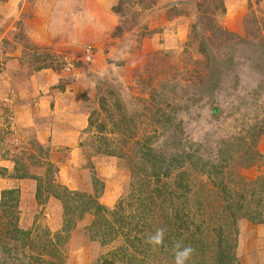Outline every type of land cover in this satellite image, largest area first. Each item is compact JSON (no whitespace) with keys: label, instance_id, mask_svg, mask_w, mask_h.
Here are the masks:
<instances>
[{"label":"rangeland","instance_id":"1","mask_svg":"<svg viewBox=\"0 0 264 264\" xmlns=\"http://www.w3.org/2000/svg\"><path fill=\"white\" fill-rule=\"evenodd\" d=\"M119 1H58L60 13L37 23L35 6L44 8L53 0H22L11 41L0 39V151L5 153L0 154V173L7 156L42 178L39 202L32 179L33 187L23 185L27 190L18 205L0 208V259L6 258L5 242L17 248L11 252L16 262L26 261L25 253L37 258L29 259L32 264H173L171 248L175 241L186 245V235L167 229L168 239L156 251L145 243L167 226L174 208L165 191L173 190L177 178L172 171L159 183L161 191H154L157 183L140 157L148 142L155 154L192 151L215 165L213 180H222L233 190L234 202L244 204L243 212L236 210L235 234L223 218L228 214L219 187L185 165L191 192L175 204L188 205L192 217L200 207L193 220L204 222V246L193 247L189 264H215L211 258L220 231L230 243L235 237L236 264H264V0H123L116 13L112 8ZM220 1L223 12L221 5L214 8ZM29 31L49 35L53 43L38 46ZM20 65L23 76L9 72H18ZM47 65L65 76L56 86L80 82L78 106L94 121L82 132L80 154L68 162L61 182L52 171L48 174V156L59 171L55 160L64 161L66 154L52 157L47 147H38L31 128L16 127L9 106L31 81L28 74ZM95 177L103 182L98 195ZM52 180L54 185L68 182L64 186L82 195L64 210L58 199L50 201L60 189L50 186ZM94 198L117 214H96ZM250 213L263 222L251 221ZM120 214L132 222L121 224L123 230L113 220ZM136 224L139 230L132 228ZM218 224L223 230L214 229ZM15 226L29 232L17 246Z\"/></svg>","mask_w":264,"mask_h":264},{"label":"trees","instance_id":"2","mask_svg":"<svg viewBox=\"0 0 264 264\" xmlns=\"http://www.w3.org/2000/svg\"><path fill=\"white\" fill-rule=\"evenodd\" d=\"M59 1V0H58ZM122 2L123 0H120L117 5H115L112 9L116 13H121L122 9ZM222 1H220L219 5L215 6L214 8L219 9L220 6V11L223 10L222 6ZM58 4V3H57ZM223 12V11H222ZM264 47V46H263ZM49 55V54H48ZM42 68H51L53 67L51 65L43 66ZM103 106V105H102ZM104 107V106H103ZM94 125V121L91 118V115L88 116V125L87 127H91ZM41 149H43L42 146L38 145ZM261 156V154H258ZM141 160L143 164L146 166L147 169L151 171V177L154 178L153 182H156L157 184L154 187V191L157 193V191H161L160 187V182H162V179L167 178L170 176L171 172L176 170L177 171V178L174 182V187L173 190H166V194L168 193L169 195V200L171 201L170 206L174 208L173 213L170 216L169 221L167 220V226H165L166 230L168 231H174L178 233L177 236L181 235H186V239L184 240L186 245H189L193 248L195 247H203L204 242L203 238L200 236L203 233V226L204 222H200L199 224L196 223V221L193 220V218L196 216V214L202 209L200 207L195 209L192 213L193 217L191 216V211L188 210L190 209L188 205L182 204L183 201H181L182 206H177L175 202H179L180 198L183 196L188 197V193L191 192V188L189 186V183L192 181L190 179L191 174L189 175V172L187 169H184L185 165L189 166V171L192 172L194 171H199L203 174H205L207 177L210 178V182L212 183L213 187L218 188L219 187V193L222 194V199L224 201V206L223 209L227 212V217L224 216L223 218L225 219V222L229 224L230 226H233L235 234H237V214L236 210H239L240 212H243L244 209V204L242 201H235L234 202V195H233V190H228L225 186V184L220 180V182H217L218 177L212 178V176L215 174L214 169H216L215 165L208 164V162L202 160V158L196 156V154H193L192 151H186L182 150L178 153L174 154H155L148 144V142L144 143L142 146V152L140 154ZM47 172L48 174L52 171L53 172V177L57 175L58 173V168H56L51 162H47ZM221 166V165H220ZM52 167H54V171L52 170ZM3 172L0 173V175H7L5 168H3ZM46 172V174H47ZM8 173V172H7ZM8 177L12 178H18V179H26V178H31L36 180V187H35V193L34 197L35 199L39 202L41 200V192H42V178L38 176H34L30 174L29 172H26L22 164L19 162V160H14V169L11 174H8ZM93 184V190H95V193L97 195L100 193V191L103 189V182L95 177L92 181ZM222 186L220 188V186ZM50 186L55 187V188H60L59 190H56L51 193L50 196L54 197L55 199H58L61 203L62 206L64 207V210H67L68 208V202L70 200H74L77 195H82L79 192L70 190L64 185L58 184L54 185V180L51 181ZM247 186V185H246ZM203 189L210 190L212 191V188H208V186L204 185L202 187ZM251 187H248L250 189ZM253 193H256V190L253 188L251 189ZM164 192V193H165ZM159 194V193H158ZM238 195V193H236ZM90 198V195H88ZM241 196V195H240ZM239 196V197H240ZM21 194H20V189L19 187H12V188H6L0 191V208H5L9 204V208H12V206L18 205L19 200H20ZM92 197V196H91ZM157 197V196H156ZM159 197V196H158ZM177 199V200H176ZM95 203V213L101 211L102 213H108L111 216H114L117 214V209H112L109 210L107 207L102 205L97 201V199H93ZM176 200V201H175ZM41 203V202H40ZM150 202L146 203V206L148 209H150ZM92 207V206H90ZM211 209L214 210L216 209V204L214 206H211ZM216 213V211H215ZM243 215V214H242ZM250 220L254 221L256 223H262L263 220L261 218H258V216H252L251 213L249 214ZM256 215H260V212H257ZM228 217L231 218V220H226ZM240 217V216H239ZM114 221L118 222V226L120 230L122 229V225L124 223H130L132 224L131 220L126 218L123 214H120L119 217L113 218ZM108 220L104 221V223H107ZM97 222V221H96ZM139 222H137L138 224ZM17 225V223H15ZM136 224V226H133L132 228L135 230H139ZM112 229H115L113 226ZM131 229V228H130ZM214 229L218 230H223L221 227V224H218L217 227L214 226ZM116 230H118L116 228ZM123 230V229H122ZM180 230V232L178 231ZM110 230L106 228V233L109 234ZM13 233H14V241H16V246L18 245L19 241H24L26 236L28 235L27 230H23L22 228L15 226L13 228ZM12 233V234H13ZM176 235V234H175ZM175 236V237H177ZM132 238H135L133 236ZM168 239V236L167 238ZM164 238V240H166ZM217 245L215 247V250L213 251L212 255V260L215 262V264H236L238 262V256L236 254V240L234 237L233 243H230L229 239H227V236L222 233V231L217 232ZM131 243V239H128ZM4 241V240H3ZM2 241V242H3ZM2 246V252L4 255H6V258L0 259V264H32L31 260H35L37 258L33 257L32 255H26L24 253V258H27V260H21L20 262H16L15 257L17 254H12L11 252L15 253L17 251L16 247H9L5 245V242H3ZM207 246V244H206ZM172 246H170L171 248ZM198 248V249H199ZM173 249V247L171 248ZM15 250V251H13ZM132 256V254H131ZM31 259V260H29ZM39 259V258H38Z\"/></svg>","mask_w":264,"mask_h":264},{"label":"crops","instance_id":"3","mask_svg":"<svg viewBox=\"0 0 264 264\" xmlns=\"http://www.w3.org/2000/svg\"><path fill=\"white\" fill-rule=\"evenodd\" d=\"M21 1L22 0H0V27H4L3 30L0 29V39L5 37V39L11 41L12 34L10 31L13 23L18 19V13L23 6V4L20 3ZM55 2L58 3V0ZM60 9L61 6L55 4L53 0V2H48V6L44 8L38 9L35 6L32 13L37 23H43L51 20L53 17L51 15L52 12L58 13ZM58 15L59 14L55 16V21ZM6 24H8L7 27H5ZM29 32L31 33L30 37L32 41L38 46L46 41L53 43V39L49 35L43 37L39 36V31ZM11 60L15 61V59ZM14 61L12 63H14ZM18 67V72H13L9 68L8 70L10 73H22L21 76H23L22 71H24V68L21 65ZM28 75L31 81H25L27 86H25L23 90H18L19 92L17 91V95L20 96L14 98V103L9 104L14 113L11 119H13L18 129L24 127L28 129L31 128L32 132H35L34 139L37 145L47 147L48 154H52V157H55L57 154H66L64 161L55 160L59 165L56 178L58 177L61 182V175L68 174V162L74 161V154H80L78 145L81 146V135L88 125V114L84 112L81 106H78L80 101L79 98L75 97V93H79L78 91L81 85H79L80 82L78 80H69L68 83L63 84V86H56L62 80L65 82L63 79L65 76L62 73L57 74L51 68L37 69ZM7 76L8 74L6 75V80L9 81L10 77ZM3 91L4 90H2V92ZM10 101L12 100L10 99ZM0 110H2V104H0ZM2 147L1 145V148ZM0 154H5L2 149ZM68 154H72L73 160H69V158L72 157H69ZM48 160L53 162L49 156ZM3 162L4 164L1 165H3V168H5L8 173L5 176L0 175V188L19 187L21 198H23L27 190V188H23V185L28 183L27 187H33V184H31L32 179L8 177V174L13 172L14 160L8 159L6 156ZM66 179V181H68V178ZM64 185L68 186V182ZM56 200L57 199L52 197L50 201L53 203Z\"/></svg>","mask_w":264,"mask_h":264},{"label":"clouds","instance_id":"4","mask_svg":"<svg viewBox=\"0 0 264 264\" xmlns=\"http://www.w3.org/2000/svg\"><path fill=\"white\" fill-rule=\"evenodd\" d=\"M59 2L63 3V0H59ZM53 34L56 33L53 32ZM165 233L166 229L159 227L146 238L145 243L151 245L156 251L164 245ZM194 252L195 250L190 245H184L182 241H175L173 244V264H189Z\"/></svg>","mask_w":264,"mask_h":264},{"label":"built area","instance_id":"5","mask_svg":"<svg viewBox=\"0 0 264 264\" xmlns=\"http://www.w3.org/2000/svg\"><path fill=\"white\" fill-rule=\"evenodd\" d=\"M63 60H64L65 63L67 64L66 67H65V69H68V58L65 56V57L63 58Z\"/></svg>","mask_w":264,"mask_h":264}]
</instances>
